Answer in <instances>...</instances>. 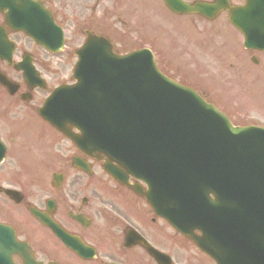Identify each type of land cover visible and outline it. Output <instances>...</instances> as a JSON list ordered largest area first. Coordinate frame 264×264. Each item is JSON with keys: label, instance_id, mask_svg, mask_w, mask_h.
Listing matches in <instances>:
<instances>
[{"label": "water", "instance_id": "1", "mask_svg": "<svg viewBox=\"0 0 264 264\" xmlns=\"http://www.w3.org/2000/svg\"><path fill=\"white\" fill-rule=\"evenodd\" d=\"M245 1L243 8L234 11L236 20L244 19L255 5L264 4V0ZM43 15L31 9L25 18L17 19V28L44 42L46 38L37 34L39 28L34 32L31 27L44 19ZM77 56L73 77L76 84L55 92L49 108L57 109L51 113L55 121L66 117L81 131V138H72L79 149L104 159L107 170L114 162V174L121 171L126 176L148 180L155 173L162 175L172 164L180 177L185 159L191 173H197L195 180L189 174L186 181L201 187L204 195L223 191L231 198L228 205H213L225 207L218 214L221 221L228 208H238L240 213L234 191L248 183L254 182V188L260 183V196L264 197V132L232 128L191 90L166 79L148 51L120 57L106 40L89 35ZM188 141L195 142L184 147L182 153L176 151ZM249 213L252 218L258 217L259 209ZM10 240L0 245V264H14L11 254L17 248H13L12 235Z\"/></svg>", "mask_w": 264, "mask_h": 264}, {"label": "flooded vegetation", "instance_id": "2", "mask_svg": "<svg viewBox=\"0 0 264 264\" xmlns=\"http://www.w3.org/2000/svg\"><path fill=\"white\" fill-rule=\"evenodd\" d=\"M36 1H42L45 8L51 13L55 22L63 27L67 32H71V36H75L76 34L82 35L84 31H90L94 34L103 35L96 33V31L101 32L103 30L104 32L106 30L111 31V35H114L117 30L120 32V28H117L109 21L106 22V19L110 20V18H115V21H117L120 26L124 27L127 23L121 22L120 15H133L134 11L135 13H139L138 18L140 21L142 20L143 15L146 14L148 20L151 22L152 29L154 22L159 23L160 20H171L169 18L170 16L172 18H176L177 23H181L185 20L187 26L188 24L195 23L197 26L199 25L198 29L201 30L204 29L202 24L211 25L217 21L220 15L223 14L220 13L212 20H207L203 16V12L197 8V11H192L194 13L177 15L170 12L164 0ZM181 1H183V3H185L191 10H194V7H197V5H212L215 3L214 0ZM121 5L129 6L132 8V12L129 13L126 8L121 11ZM91 14H96L97 18H94L96 16ZM4 20V14L0 13V29L5 32V37L7 38L5 39V43L7 44L11 41L14 44V53L12 56L14 60L13 63H25L27 58H29L31 64L39 71V77L42 79L43 84L40 85L37 83L36 87L30 88L21 73L16 72L6 61L0 60V141L5 147L4 162L3 166L0 167V189H11L14 192L11 197L5 196L0 192V219H3L2 213L6 208L8 209L6 212H9V216L4 215L5 218H15L20 220L22 219L20 217V209L35 207L48 215L56 223H59L61 227L69 233L79 236L81 234H85L89 238H94L92 234H95L96 232V230H94L96 221L92 214L95 212V208L91 210L92 214L86 213L84 208L87 207V203L90 201V198L94 199L96 194L91 193L89 198L85 193L84 197L78 204L76 201L73 202L70 200L69 194H66L63 191V188L71 179H73V182L82 178L86 180L84 177L85 175L74 171L72 166L74 158L83 157L77 153L71 144L64 140L38 116V110L42 106L46 97L53 88L61 84L55 83V81L51 78V75L56 73V70H53L52 68L53 58H55V56L44 52L26 39L22 34L11 32L9 28L6 27ZM140 28L143 29V26L140 25ZM194 28L197 30L195 26ZM170 30L173 29L171 28ZM137 33L138 32L136 31V41L147 44L145 40L138 38ZM119 39V35H114V42L117 40L120 41ZM244 51L252 54L250 56V61L255 66L258 67L262 64L260 54H257L259 52L246 49H244ZM4 55V48L1 41L0 58H3ZM54 64H57V62H54ZM67 82L68 81L65 83ZM2 84L11 85L10 88H12L13 91H10L9 87H4ZM262 101H264V99H262ZM248 118L249 116L247 119ZM256 118L264 120L261 117ZM42 146L45 148H53L55 152L52 154H44L43 151H41ZM58 147H64L65 149L69 148L73 154L66 160V167H63V171L50 173L48 185L50 186L53 195H49L47 189H39L38 191L32 192L30 190L32 189L29 186L30 184H27L26 182L31 181V183H34V180L31 174L24 170V167L26 166L25 161L33 160L32 163L34 164L37 163L36 161L47 156H49L51 160V155L54 160H57L59 152L56 148ZM36 148L40 149V152H38ZM59 156L61 159L65 158L62 154H59ZM60 163V166H62L63 163L61 161ZM95 164H92V166ZM36 166L37 165H35V167ZM45 166L47 167V170L51 169L49 164H45ZM96 166L98 165L96 164ZM57 169L58 165L56 161L55 170ZM44 174L47 175L48 173ZM44 174H41V177L45 176ZM54 174L60 175L61 180L54 178ZM94 180L100 183L104 188H109V184H112L115 187L110 190L113 193L114 201L118 204L119 213L122 212L123 208L126 210H129V208L134 209L135 211L140 212L138 214H142L141 219H145L147 223V216H149V222L151 225L149 223L148 224L149 226H152V234H155L156 236L152 237V235L149 234V237L142 236L148 241L147 243L151 247L159 248V244L167 240L170 235L168 233V231H170L169 228L165 226L161 220L153 217L151 211L144 204L141 198H139L132 191H129L128 189L121 187L119 184L106 179L101 173L97 174ZM81 184V182L78 183L77 188H80ZM25 186L27 187L26 189ZM84 187L86 188V181ZM15 207L19 209H16ZM73 215L80 218L81 222L78 223L77 221H74L72 219ZM28 216L32 217L30 213H28ZM134 218L135 220L138 219L136 216H134ZM30 220L32 219L30 218ZM87 221L88 223L86 224ZM117 222L118 219H116L114 226L117 225ZM35 224L44 230L43 232L46 234V237L41 236L42 241L46 242L50 238L51 242L54 244V249H59L60 246L56 242L54 236H52L49 231L41 227L39 224ZM66 226H69L71 229L68 227L66 229ZM114 226H110L111 229H114ZM96 228L99 229V226H96ZM132 229L133 228L129 227L127 223H123L120 237L117 235H115V237H111L112 240L109 243L119 242L118 247L105 249L104 246L103 254L98 252L95 247L94 249L96 254L100 259L97 264H159L155 262L142 247L134 245L131 231H134L135 229ZM137 233L139 232L137 231ZM173 235L175 234L173 233ZM180 250L181 252L186 253L184 256L190 264H213L200 253L197 252V254L192 252L190 247L185 243H181ZM68 255L69 254H67V256ZM167 255L171 256L170 254ZM62 256H65V254H62Z\"/></svg>", "mask_w": 264, "mask_h": 264}, {"label": "rangeland", "instance_id": "3", "mask_svg": "<svg viewBox=\"0 0 264 264\" xmlns=\"http://www.w3.org/2000/svg\"><path fill=\"white\" fill-rule=\"evenodd\" d=\"M125 8L129 13L132 12V8L129 6H120L121 11ZM138 14L139 13H135L134 11L133 15H120L121 22L127 23L124 27L120 26L118 22L115 21V18L111 19L109 17L110 20L106 19V22L109 21L117 28H120V32L117 30L114 34L119 35V40L122 42V45L117 42L121 46H117L118 50L122 53H127L144 45L143 43L136 41L135 36L137 31L138 38L145 40L147 43L145 45L153 49L156 53L155 55L160 67H162L168 75L186 85L195 87L200 93L203 92L207 98L221 111L228 115L235 124H243L247 122L248 116L249 118L261 117L264 119V101H262V99H264V54L260 56L262 64L258 67L255 66L250 61V56L252 54L246 53L243 50L241 37L228 25L224 15L219 17L217 21L211 25L202 24L204 29H201L202 33H200L198 29L199 25L197 26V24L191 23L187 26L185 20L181 23H177L176 18L170 16L169 18L171 19V22L169 23V26L173 30H165L164 22L160 20L161 24L155 26L160 30L154 31L151 22L143 15L142 19L146 20L142 23L143 28L146 30L145 32V30L140 28L141 21L138 20ZM91 15H94L96 16L94 18H97L96 14ZM96 33L103 34V36L105 35L111 39L114 38V35H111L112 32L108 30L105 32L104 30L101 32L96 31ZM174 34L178 40L174 38ZM200 41H202V45L198 46ZM82 42L83 36L81 34H76L73 38L69 39V44H67L65 52L69 54L72 53L74 49L82 44ZM212 43L217 45L213 46ZM208 45H210L209 48H207ZM208 61L212 62V64H210L212 67L211 72L208 70V67H205L207 66ZM57 62L56 73L51 75V78L55 83H58V80L62 78L61 75L65 76L68 67L75 62V58H73V60L70 58L69 60L66 56L58 57ZM52 67H55L54 62ZM251 96H255L252 102L249 100ZM56 149L59 154L65 156L64 159H61L57 152V160H54L51 155V160L50 157L47 156L36 161L37 163H34L33 165L31 163L29 164V160L25 162L26 166L24 167V170H26L27 173H30L34 180V183H31V181L26 182L27 184H30L29 186L32 188L30 189L32 192L38 191L39 189H47L49 195H53V192L48 185L50 173L63 171V167H66V160L73 154L69 148L65 149L64 147H58ZM37 151L39 152V150ZM42 151L44 154H52L55 152L53 148L44 147H42ZM59 160L63 163L62 166H60L61 163ZM56 161L58 165L57 170H55ZM45 164H49L51 169L47 170ZM35 165L37 166L35 167ZM44 173L48 174L45 175ZM41 174H44L45 176L41 177ZM85 181L84 178L78 179L76 182H73V179L68 181L67 185L63 188V191L66 194H69L70 200L73 202L76 201L78 204L80 203V200L85 195V190H87L84 187ZM80 182L82 183L81 187L77 188V185ZM113 187L112 184H109V188ZM26 188L27 187L25 186V189ZM102 197H104V199L99 198L98 195H95L94 199L90 198L84 211L86 213H91V210L95 208V212L91 214L94 216L96 224L100 226H114L116 219H118L117 225L114 226V229H109V231H98V234L100 235L99 241L102 246H105V249H112L119 244V242H112L111 244L109 242L112 240V236L115 237V235H117L120 237L123 223H127L133 227V229L145 236L148 234L152 236L155 235L152 234V226H149V216H147L149 224L145 219H141L142 214H137L136 217L138 219L135 220L134 213L131 212L127 215L124 211L128 210L124 208L122 209V212L119 213L118 204L114 202L113 199H107L110 197L109 193H104ZM15 208L19 209L17 207ZM26 222V217L22 218V222L15 221L18 230L23 234L30 235L34 240V245L38 249H42L43 242L40 240V235L46 237V234L40 229H38L37 232L30 230L25 224ZM67 227L70 228L69 226ZM168 233L172 236L173 240L177 238L171 231H168ZM82 235L87 241L93 243L85 234ZM180 242L182 243V241ZM159 246V249L163 252L167 254L170 253L172 258L174 257V261L177 259L179 260L183 255L180 248L175 247L173 241L170 240L169 237L165 242L159 244ZM49 253L51 252L49 251ZM61 259L63 261L66 260L65 257H61ZM185 261L186 260L182 262L185 263ZM185 264L188 263L186 262Z\"/></svg>", "mask_w": 264, "mask_h": 264}]
</instances>
